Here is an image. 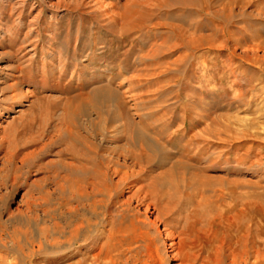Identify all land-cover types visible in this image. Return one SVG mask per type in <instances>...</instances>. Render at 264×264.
<instances>
[{"label":"rangeland","instance_id":"374dc122","mask_svg":"<svg viewBox=\"0 0 264 264\" xmlns=\"http://www.w3.org/2000/svg\"><path fill=\"white\" fill-rule=\"evenodd\" d=\"M100 1L122 11L128 0ZM146 2L135 7L143 25L122 31L95 0H0V237L19 264H150L157 249L174 264L119 204L149 174L175 185L213 160L207 174L238 181L242 197L254 182V205L236 213L226 181L230 223L211 230L227 254L245 252L249 230L253 264H264V0ZM195 133L202 160L183 154ZM111 157L147 170L97 203L106 197L85 195L77 179H95ZM206 202L197 225L208 228L219 210Z\"/></svg>","mask_w":264,"mask_h":264},{"label":"bare ground","instance_id":"6f19581e","mask_svg":"<svg viewBox=\"0 0 264 264\" xmlns=\"http://www.w3.org/2000/svg\"><path fill=\"white\" fill-rule=\"evenodd\" d=\"M60 1H65V0H57V2ZM150 1L151 0H148V2L143 0H128L126 3H124L123 5L124 9L122 11H117L116 9H114V7H109L100 0H95V6L96 8H98V10L103 12L104 16H107L108 18L114 20L115 22L119 21V18L123 19V21L120 23L119 26L122 31H125L127 29L130 30L135 28L137 29L143 25L142 24L143 8L137 9L135 7L140 6L143 2H146L149 5L151 4ZM128 6L130 8H127ZM203 39L204 36L200 37V41L203 42ZM205 39H207L206 36ZM200 41L198 45L199 47L202 44L200 43ZM253 52H255V48L250 46L244 51V54L251 55ZM54 57H55L54 51L49 56H47L46 59H49L48 60L50 61L49 64L54 61ZM59 64L60 63H58L54 67L51 66L53 75H55L56 70H58L57 78H60L63 75V73L65 74L67 72L65 69L66 66L65 63L64 64L62 63V65ZM46 66L45 68H47ZM18 96H19L18 94L12 95L13 99L17 98ZM108 96H111L110 93H108ZM111 97H108V99ZM253 124H255V122H253ZM213 126L215 130L214 131L211 130V131H213L212 133L216 135L217 138H219L220 131L215 121L213 123ZM204 133H206V131H204ZM197 135L198 134L195 133L190 136V141L192 142L189 146L184 148L183 154L189 156V158L192 157L193 154H195L198 158H200V160H202L203 157H206L208 153L206 149H204L205 147L203 148L201 146H196L194 144V140H197L196 138ZM220 155L221 154H219V156ZM217 163L218 162L213 160L211 163L207 162V164H202V166H200L199 168V171L197 170L194 171L189 179H184L183 181L175 185H171V183H173L171 182L172 180L164 175V173L167 174V172L149 174V177L147 178L148 182L146 184L142 183L140 185H136V184H132V186L130 185L131 194L127 196L125 200H122L123 198L121 199L122 201L119 204L121 208H119L118 210L119 214L123 217L124 216L126 217V215L131 214L133 217L132 223H134L135 220H138L141 221L142 224H144L148 228H153L154 233L160 236L162 243L166 246L164 254H167L166 256L174 259L175 260L174 264H194V262L197 260H200V264H242L246 262L247 264H253L252 258L253 256H255L254 255L255 251L253 246L254 244L253 245L251 244L252 240L250 239L251 237L249 230L246 233L247 242H246L245 252L239 254L238 253L239 251L236 252L234 250L233 251L230 250L229 254H227L226 253L227 248L225 242L221 240L220 242H217L219 240L216 236L217 234H215L216 231L214 232L211 229L215 224L217 225L220 224L221 226L228 227L229 225L228 223H230L229 220L231 219V214L230 215L228 214L229 211H227L224 202L222 201L225 197V193L227 192L225 182L229 181L228 184H230L231 191L233 192L234 195L233 201L235 200V202L237 203L235 204V207L237 209L235 210L236 213L242 211L238 208L239 205L238 203L240 202H241L240 204L244 205L245 211L246 210H248V212L252 211L254 205V199H253L254 194L251 187L254 182L251 180L246 181L247 191L245 192V197H242L241 196L242 193L237 191L238 181L229 180L228 178L223 176H213L207 174V170L211 169V167L215 166ZM146 170H147L146 166L142 163L141 164L130 163L125 159L124 160L119 159V157L118 158L111 157L107 160V165L105 166L104 170L101 171L100 173L98 172V174L94 176L95 179L91 180L90 182H85L86 180L80 181L79 179H77L76 186H78V189L79 190L81 189V191H83L85 195L93 196L95 198V196L99 194L101 196L106 197V199H98V200L95 199V201L97 203L104 202V204H107L109 201L113 200L114 194H116V192L113 194L112 192L113 189L114 190L118 189L121 187V185L122 187H124L125 185L136 181L137 179H139V177H141L140 174L144 171L146 172ZM203 172L205 174H202ZM113 175H119V177L114 179ZM208 189H210L211 191H208ZM183 199L188 201V203L186 202L187 203L186 205H188V207H185V209L187 208L186 212L188 211L187 212L188 215H186L185 220L182 219L185 218L182 216L183 215L182 211H184L183 210L184 208L181 207L183 206L182 205V202H184ZM206 200L208 202L212 201L213 204H215V206H217L219 210V213L217 211L218 214L215 216L214 221L212 220L210 222L208 221V225H207L208 228L201 226L202 224L201 225L198 224L199 226L197 225V221L200 220V214L203 208L205 209L206 207L205 205L207 203ZM241 207L243 206L241 205ZM128 229L129 228H126V230L123 231V234H126L131 230L130 229L128 231ZM43 232L44 234H46L45 231ZM0 241H1V237H0ZM1 243L3 247L5 246V248L3 251L0 250V264H19L18 261L15 259V257H12V255L8 254L10 252H8L9 249L6 243L2 241ZM145 245L147 246L148 244ZM158 250L159 249L156 250L155 262L150 264H165L164 259L166 258H164L163 256L161 257L158 256L160 255L159 254L160 252H158ZM146 251L148 253V250ZM225 255L226 256L228 255L229 258L228 263L225 262L226 260L225 261L223 260V257H225Z\"/></svg>","mask_w":264,"mask_h":264}]
</instances>
